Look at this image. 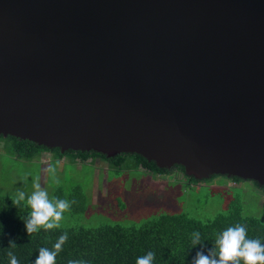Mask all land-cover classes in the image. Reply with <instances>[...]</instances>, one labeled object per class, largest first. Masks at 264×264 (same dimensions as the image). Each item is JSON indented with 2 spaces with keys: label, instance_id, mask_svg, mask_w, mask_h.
Instances as JSON below:
<instances>
[{
  "label": "water",
  "instance_id": "water-1",
  "mask_svg": "<svg viewBox=\"0 0 264 264\" xmlns=\"http://www.w3.org/2000/svg\"><path fill=\"white\" fill-rule=\"evenodd\" d=\"M0 135L264 187V0H0Z\"/></svg>",
  "mask_w": 264,
  "mask_h": 264
},
{
  "label": "trees",
  "instance_id": "trees-1",
  "mask_svg": "<svg viewBox=\"0 0 264 264\" xmlns=\"http://www.w3.org/2000/svg\"><path fill=\"white\" fill-rule=\"evenodd\" d=\"M0 143L15 157L27 161L40 158L44 153H51L59 160L67 158L71 162L87 163L89 160L93 162L100 159L118 170L141 169L157 176L182 175L188 186L200 185L221 177L197 180L186 175L184 167L180 165L171 170L161 169L155 162H148L138 154L122 153L108 158L93 151L69 150L62 153L59 148L51 149L29 140L3 135H0ZM227 179L237 184L244 182L238 177ZM251 183L264 194V187L254 181ZM72 197L75 206L81 203L79 210L84 212L86 197L80 187L73 189ZM29 211L30 208L23 201L14 204L11 196L0 195V264H9V253L16 256L19 264H32L40 247L51 249L58 237L65 232L68 238L57 253L55 264H68L69 260L83 261L84 264H136V258L148 251L154 253L152 264H191L197 252L208 254L219 232L238 223L246 227L247 237H258L264 242V223L243 214L237 202H232L226 212L207 221H200L183 213L164 214L140 226L107 224L97 228H40L32 234L27 233L24 223ZM194 231L201 233L202 244L193 247L191 234Z\"/></svg>",
  "mask_w": 264,
  "mask_h": 264
},
{
  "label": "rangeland",
  "instance_id": "rangeland-1",
  "mask_svg": "<svg viewBox=\"0 0 264 264\" xmlns=\"http://www.w3.org/2000/svg\"><path fill=\"white\" fill-rule=\"evenodd\" d=\"M3 147L0 143V195L12 197L17 188L30 193L32 180L38 177L50 198L56 196L70 202L56 228H97L107 224L132 227L160 215L180 213L207 221L226 212L232 202L240 204L243 214L264 223V194L248 181L237 184L221 176L188 186L182 175L118 170L100 159L71 162L67 158L56 159L51 153L27 161ZM50 165L55 168L54 174L48 171ZM75 187H80L86 197L84 212L79 210L81 203H73Z\"/></svg>",
  "mask_w": 264,
  "mask_h": 264
},
{
  "label": "clouds",
  "instance_id": "clouds-1",
  "mask_svg": "<svg viewBox=\"0 0 264 264\" xmlns=\"http://www.w3.org/2000/svg\"><path fill=\"white\" fill-rule=\"evenodd\" d=\"M50 173H55V168L48 167ZM14 204L26 201L30 208L24 219L27 233L37 232L41 227L44 230L59 227L63 212L70 207V202L56 196L50 198L49 192L41 186L39 178L32 180V191L26 193L17 188L11 197ZM246 227L243 224L228 226L219 232L213 242V248L208 254L197 252L191 264H264V242L261 238H249L246 236ZM67 233L61 234L52 248L40 247L32 264H55L57 253L67 240ZM193 247L202 244L201 233L194 231L191 234ZM154 253L148 251L145 255L136 258V264H152ZM9 264H19L15 255L9 253ZM68 264H84L83 261L69 260Z\"/></svg>",
  "mask_w": 264,
  "mask_h": 264
}]
</instances>
